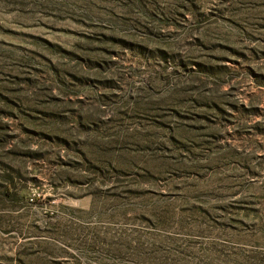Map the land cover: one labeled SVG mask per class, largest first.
<instances>
[{
    "label": "rangeland",
    "instance_id": "1",
    "mask_svg": "<svg viewBox=\"0 0 264 264\" xmlns=\"http://www.w3.org/2000/svg\"><path fill=\"white\" fill-rule=\"evenodd\" d=\"M0 264H264V0H0Z\"/></svg>",
    "mask_w": 264,
    "mask_h": 264
}]
</instances>
